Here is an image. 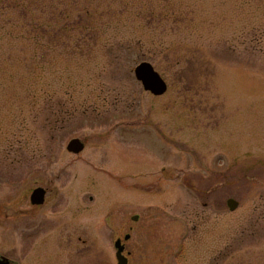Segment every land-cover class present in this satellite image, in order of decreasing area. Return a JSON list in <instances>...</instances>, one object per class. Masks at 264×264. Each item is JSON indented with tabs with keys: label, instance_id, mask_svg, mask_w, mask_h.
I'll list each match as a JSON object with an SVG mask.
<instances>
[{
	"label": "rangeland",
	"instance_id": "obj_1",
	"mask_svg": "<svg viewBox=\"0 0 264 264\" xmlns=\"http://www.w3.org/2000/svg\"><path fill=\"white\" fill-rule=\"evenodd\" d=\"M118 239L264 264V0H0V258L117 264Z\"/></svg>",
	"mask_w": 264,
	"mask_h": 264
},
{
	"label": "water",
	"instance_id": "obj_2",
	"mask_svg": "<svg viewBox=\"0 0 264 264\" xmlns=\"http://www.w3.org/2000/svg\"><path fill=\"white\" fill-rule=\"evenodd\" d=\"M135 76L142 83L144 89L153 93L155 96H162L167 92L168 86L165 80L156 72L154 67L149 62H142L135 68ZM84 142L79 139H73L67 146V150L71 153L79 154L84 150ZM46 190L42 187H38L33 190L30 201L32 205L41 206L45 203ZM228 206L231 210H235L238 207L237 200L229 199ZM134 220L138 219V216L133 217ZM125 240L130 239V235H126ZM117 250L116 258L117 264H128V258L123 254L125 245L122 240L118 239L115 243ZM0 264H10L7 258L1 257Z\"/></svg>",
	"mask_w": 264,
	"mask_h": 264
},
{
	"label": "flooded vegetation",
	"instance_id": "obj_3",
	"mask_svg": "<svg viewBox=\"0 0 264 264\" xmlns=\"http://www.w3.org/2000/svg\"><path fill=\"white\" fill-rule=\"evenodd\" d=\"M32 194V193H31ZM46 195H47V191H46ZM31 197V196H30ZM47 197V196H46ZM46 197H45V200H46ZM44 205V204H43ZM35 206V205H34ZM42 206V205H41ZM40 207V206H39ZM125 252H126V246H125ZM125 252H124V254H125ZM125 256L127 257L128 256V254L126 255L125 254ZM128 258V257H127ZM10 264H16V263H14V262H10Z\"/></svg>",
	"mask_w": 264,
	"mask_h": 264
}]
</instances>
